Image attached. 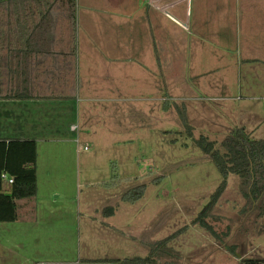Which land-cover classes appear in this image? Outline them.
<instances>
[{
  "label": "rangeland",
  "instance_id": "obj_1",
  "mask_svg": "<svg viewBox=\"0 0 264 264\" xmlns=\"http://www.w3.org/2000/svg\"><path fill=\"white\" fill-rule=\"evenodd\" d=\"M217 53L221 61L224 52ZM205 55L197 43L191 67L169 73L165 99L130 93L114 104L118 114L113 118L101 101H0V138L16 136L9 125L23 113L21 107L34 111L37 129L31 134L40 140L42 173H59L66 182L62 191L72 199L70 211L60 209L62 219L57 212L49 215L46 238L38 235L61 251L39 257L40 264L146 258L167 238V248L153 256L155 264H264V215L244 214L247 203L235 174L226 178L225 191L208 216L197 220L224 181L197 141L204 138L220 150L234 128L264 140V68H208L214 62H204ZM176 77L183 81L175 82ZM71 123L80 130L70 133ZM46 139H73L74 144L54 148ZM53 156L66 163L47 160ZM60 220L61 227L51 225ZM8 227L9 233L0 223V238L11 235Z\"/></svg>",
  "mask_w": 264,
  "mask_h": 264
},
{
  "label": "crops",
  "instance_id": "obj_2",
  "mask_svg": "<svg viewBox=\"0 0 264 264\" xmlns=\"http://www.w3.org/2000/svg\"><path fill=\"white\" fill-rule=\"evenodd\" d=\"M16 2L20 10L19 2L25 0ZM23 10L26 16L31 15L32 21V65L53 71L38 82L53 87H46L48 95L10 100L17 101L16 104L49 100L69 104L79 98V102L108 103L106 114L116 117L118 108L114 104L128 99L126 95L130 93L142 92L148 94V99H165L169 73L191 67V52L197 43L205 48L204 62H214L205 67L264 68V0H32L31 10ZM220 51L224 53L221 61H217ZM180 80L183 78L174 79ZM133 95L137 100L144 99ZM69 106L71 114L73 109ZM21 110L23 113L15 115L9 125L16 136L0 138V166L2 160L6 163L9 141L25 142L27 148L35 143L37 195L16 202L15 221L0 222L7 226L5 231H9L8 226L11 228V235L0 238V264H40L39 257L61 252L54 243L48 240L44 243L39 236H47L48 228L43 227L48 226L49 215L57 212L62 219L60 209L70 211L72 203L62 191L65 179L59 180V173H42L40 140L31 134L37 129L32 119L34 111L23 107ZM73 125L69 124L70 133H74ZM76 135L75 143L79 144L80 133ZM44 141L55 143L54 148L74 144L73 139ZM47 160L66 163L56 156ZM10 165L11 170L20 169L15 161ZM3 184L5 189L10 187L6 182ZM43 211L46 214L40 216ZM60 223L61 220L51 225L57 229ZM106 261L115 264L111 261L117 260L106 258ZM63 264L84 263L76 260Z\"/></svg>",
  "mask_w": 264,
  "mask_h": 264
},
{
  "label": "trees",
  "instance_id": "obj_3",
  "mask_svg": "<svg viewBox=\"0 0 264 264\" xmlns=\"http://www.w3.org/2000/svg\"><path fill=\"white\" fill-rule=\"evenodd\" d=\"M16 1L0 0V100H29L35 95L41 97L48 95L46 87L52 86V84L46 85L38 81L39 79L45 80L46 76L53 71L32 65L34 59L32 57L34 43L31 30L32 21L31 15L26 16V10H23V8H28L27 12L31 10L32 0H28L31 2L26 0L19 2L20 10L16 7L18 5ZM184 124L188 126L186 119H184ZM188 134L192 135L191 126H188ZM26 145L25 142L9 141L5 154L6 163L3 164L2 160L0 173L2 170L8 171L15 176V181L8 189H5L0 179V214H3L1 211L9 213L5 217L0 216V222L15 221L18 210L16 202L35 198L37 195L36 145L32 143L30 148ZM197 145L211 158L224 180L197 220L203 221L216 206L225 191V180L230 174H235L240 179V190L247 203L243 208L244 214L258 212L257 216L263 217L264 140L251 139L243 128H234L222 141L220 150L215 148L213 142H208L204 138L199 139ZM14 161L19 163L20 169L11 170L10 164ZM142 192H144L143 188ZM169 241L170 238H167L158 242L146 258L136 257L111 262L115 264H155L153 256L167 248Z\"/></svg>",
  "mask_w": 264,
  "mask_h": 264
},
{
  "label": "built area",
  "instance_id": "obj_4",
  "mask_svg": "<svg viewBox=\"0 0 264 264\" xmlns=\"http://www.w3.org/2000/svg\"><path fill=\"white\" fill-rule=\"evenodd\" d=\"M71 129H72L73 131H75V130L78 129V127H77V125H73V126L71 127ZM0 179H1L2 182H6V183H8L9 185H12V184L14 183V181H15V179H14L13 177H10V175H9L6 171H2V172L0 173Z\"/></svg>",
  "mask_w": 264,
  "mask_h": 264
}]
</instances>
